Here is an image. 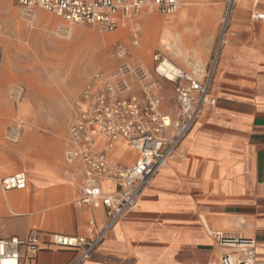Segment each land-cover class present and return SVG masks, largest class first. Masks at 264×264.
I'll return each mask as SVG.
<instances>
[{"label":"crops","instance_id":"obj_1","mask_svg":"<svg viewBox=\"0 0 264 264\" xmlns=\"http://www.w3.org/2000/svg\"><path fill=\"white\" fill-rule=\"evenodd\" d=\"M260 1L264 2L236 0L234 9L249 12L253 3L257 7ZM259 15L264 13L256 10L252 19L238 20L239 44L231 59L219 67L226 77L221 80L220 76L219 82L215 77V89L222 90L216 94L217 106L202 114L183 141L179 151L184 157L171 160L157 175L139 206L113 228L86 264H221L224 250L216 242L218 232L254 238L257 264H264V33L259 34V22L263 23ZM225 36L222 44L230 41ZM230 51L224 50L225 54ZM173 101L167 106L163 96L165 113L174 115V96ZM125 154L130 160L125 159ZM110 158L130 168L138 153L120 142ZM42 163L44 168L39 169L34 180L26 171L13 173H26L28 187L24 191L33 186L39 192L56 190L63 201L71 196L76 186L66 163L63 172L50 162ZM1 172L0 180L13 175ZM104 190L113 192L115 188ZM11 194L0 193V198L3 196L8 204V215L19 218L12 202L7 201ZM59 195L55 201L61 199ZM54 199L47 197L45 203ZM39 205V201L29 200V224L23 233L0 234V238L25 237L31 229L87 237L91 235V220L96 223L94 232L107 221L104 208L79 206L71 210L63 206L60 211L50 210L42 227L29 230L38 219ZM74 255L68 249L52 248L39 255L38 263L67 264Z\"/></svg>","mask_w":264,"mask_h":264},{"label":"built area","instance_id":"obj_2","mask_svg":"<svg viewBox=\"0 0 264 264\" xmlns=\"http://www.w3.org/2000/svg\"><path fill=\"white\" fill-rule=\"evenodd\" d=\"M27 17L36 9L44 10L71 26L88 25L113 33L128 19L139 18L146 12L164 16L174 15L181 0H14ZM236 0H227L229 20ZM264 23V15H259ZM140 30L134 34L139 43ZM224 37V36H223ZM114 55L124 59L127 47L119 41ZM220 47L210 64L194 63L191 70L167 67L169 61L162 53L154 55V71L174 88V115L163 111L162 88L150 83L143 67L133 69L124 61L114 72L99 69L83 90L74 117L64 139V159L68 173L77 180L80 189L76 203L89 209L104 208L107 221L94 232L96 223L89 222L90 236L47 234L31 229L25 237L0 238V264H39L38 257L52 248L75 253L67 264H86L93 252L113 228L134 211L157 175L171 160L184 157L179 149L202 114L217 106L215 73ZM172 63V62H171ZM167 72L172 73L169 78ZM22 97L21 87L12 91ZM22 125L15 124L6 138L16 141ZM126 143L138 153L134 165L125 168L110 155L120 143ZM28 177L21 172L0 180V193L24 191ZM113 187V192L104 189ZM218 246L223 249L221 264H257V243L254 238L227 236L216 233Z\"/></svg>","mask_w":264,"mask_h":264},{"label":"rangeland","instance_id":"obj_3","mask_svg":"<svg viewBox=\"0 0 264 264\" xmlns=\"http://www.w3.org/2000/svg\"><path fill=\"white\" fill-rule=\"evenodd\" d=\"M250 8L249 12L234 9L228 20L227 0H181L172 16L146 12L139 18L128 19L118 31L108 33L88 25L71 26L65 31L64 22L53 14L36 9L32 17H27L13 0H0V172L26 171L34 180V175L44 168L42 162H50L63 172L68 125L83 90L99 69L114 72L124 61L133 69L143 67L150 83L162 88L166 105L171 106L174 88L154 71V55L162 53L178 68L191 70L194 63L210 64L220 47L215 77L218 82L220 76L224 80L226 73L219 67L231 59L239 44L238 20L252 19L256 10L264 13V2L260 1L257 7L253 3ZM259 25V34H263L264 23ZM136 30H140L138 45L133 37ZM202 32L207 35L204 37ZM224 35L230 41L221 44ZM107 37L113 41L109 45L103 40ZM119 41L127 47L128 56L124 59L114 55V46ZM225 49H231L232 53L225 54ZM139 51L141 55L136 54ZM15 87L23 91L19 99L12 94ZM218 92L222 90L216 88L215 94ZM15 124H21L22 131L13 142L6 136ZM124 157L130 160V156ZM69 176L77 189L72 188L71 196L64 201L56 190L39 192L33 186L27 191L11 192L17 197H28L31 203L40 202L38 219L29 230L42 227L41 222L50 210L60 211L63 206L71 210L79 208L76 200L80 189L74 176ZM57 194L61 199L55 201ZM47 197L55 199L45 203ZM11 202L16 211L17 205ZM7 206L6 203L1 206L4 212L0 213V234L23 233L28 228L30 209L22 216L25 218H16L8 215Z\"/></svg>","mask_w":264,"mask_h":264},{"label":"bare ground","instance_id":"obj_4","mask_svg":"<svg viewBox=\"0 0 264 264\" xmlns=\"http://www.w3.org/2000/svg\"><path fill=\"white\" fill-rule=\"evenodd\" d=\"M104 41H105V43H106V45H109V44H111L113 41L111 40V38H104L103 39ZM223 43V40H222V38H221V44ZM136 54H138V55H141L142 54V52L141 51H139V52H137ZM168 64H167V67L168 68H170L171 70H174V71H177V69H178V67L176 66V65H174L173 63H171L170 61H168L167 62ZM167 76L169 77V78H172L173 77V75H172V73H170V72H167ZM7 196V195H6ZM0 200L2 201L1 202V205L2 204H4L5 203V198L2 196L1 198H0ZM13 200V202H14V204H16L17 206V213L18 214H16V216L18 215L19 216V218L20 217H22V216H24V215H27L28 213H29V208L27 207V205H28V203H29V200H28V197L25 199V198H23L22 196H18L17 197V195H15V194H11L10 196H9V198H7V201L8 202H11ZM3 206V205H2ZM25 206V207H24ZM24 207V208H23Z\"/></svg>","mask_w":264,"mask_h":264}]
</instances>
